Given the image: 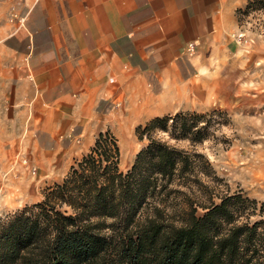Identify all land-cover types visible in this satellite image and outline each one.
I'll use <instances>...</instances> for the list:
<instances>
[{"label":"crops","instance_id":"1","mask_svg":"<svg viewBox=\"0 0 264 264\" xmlns=\"http://www.w3.org/2000/svg\"><path fill=\"white\" fill-rule=\"evenodd\" d=\"M247 1L0 0V167L33 134L88 131L108 106L177 111L201 60L237 49Z\"/></svg>","mask_w":264,"mask_h":264},{"label":"trees","instance_id":"2","mask_svg":"<svg viewBox=\"0 0 264 264\" xmlns=\"http://www.w3.org/2000/svg\"><path fill=\"white\" fill-rule=\"evenodd\" d=\"M254 8L264 0L238 12ZM206 116L177 112L138 125L147 143L125 172L117 138L99 132L41 201L0 220V264H264V203L221 195L208 159L169 143L202 142ZM174 195L184 206L169 213Z\"/></svg>","mask_w":264,"mask_h":264},{"label":"rangeland","instance_id":"3","mask_svg":"<svg viewBox=\"0 0 264 264\" xmlns=\"http://www.w3.org/2000/svg\"><path fill=\"white\" fill-rule=\"evenodd\" d=\"M6 15L0 7V24ZM238 20L237 49L201 60L190 99L168 113L207 114L203 119L207 120V138L198 143L173 139L169 143L202 153L219 179L215 184L221 195L241 191L264 203V9L238 12ZM106 108L111 111L97 115L88 131L74 129L58 142L45 132L38 140L33 134L27 145L13 148L0 167V220L41 201L45 189L63 179L74 161L88 152L99 132L109 130L117 138L122 148L120 170L131 167L136 153L147 143L137 138L136 127L151 118L134 119L135 114L125 107ZM79 132L83 134L74 137ZM154 135L167 140L162 134ZM174 196L166 202L169 213L184 206L183 197Z\"/></svg>","mask_w":264,"mask_h":264},{"label":"bare ground","instance_id":"4","mask_svg":"<svg viewBox=\"0 0 264 264\" xmlns=\"http://www.w3.org/2000/svg\"><path fill=\"white\" fill-rule=\"evenodd\" d=\"M120 145V144H119ZM120 150H121V161H122V148H121V146H120ZM124 155H125V153H124ZM122 163V162H121Z\"/></svg>","mask_w":264,"mask_h":264}]
</instances>
